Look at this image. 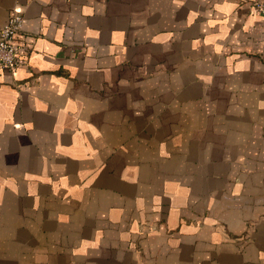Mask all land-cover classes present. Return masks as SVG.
Wrapping results in <instances>:
<instances>
[{
  "label": "crops",
  "instance_id": "1",
  "mask_svg": "<svg viewBox=\"0 0 264 264\" xmlns=\"http://www.w3.org/2000/svg\"><path fill=\"white\" fill-rule=\"evenodd\" d=\"M0 264H264L253 0H0Z\"/></svg>",
  "mask_w": 264,
  "mask_h": 264
},
{
  "label": "built area",
  "instance_id": "2",
  "mask_svg": "<svg viewBox=\"0 0 264 264\" xmlns=\"http://www.w3.org/2000/svg\"><path fill=\"white\" fill-rule=\"evenodd\" d=\"M254 8L264 17V0H253ZM23 18L12 10L0 28V69L12 71L21 61L18 55V38L22 31Z\"/></svg>",
  "mask_w": 264,
  "mask_h": 264
}]
</instances>
